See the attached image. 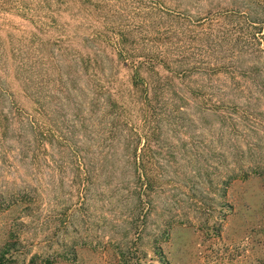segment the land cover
Returning a JSON list of instances; mask_svg holds the SVG:
<instances>
[{"label": "rangeland", "instance_id": "rangeland-1", "mask_svg": "<svg viewBox=\"0 0 264 264\" xmlns=\"http://www.w3.org/2000/svg\"><path fill=\"white\" fill-rule=\"evenodd\" d=\"M182 1L161 4L181 12ZM145 4L150 5L141 0H0V123L6 115L18 127L28 114L43 121L59 110L64 96L77 88L71 79L80 57L100 62L82 73L80 86L92 74L119 100H129L136 71L148 82L150 71L124 63L96 35L106 32L113 23L107 15L119 7L118 21L139 39L135 28L143 23ZM156 70L168 75L161 65ZM200 79L181 83L191 99L200 97L191 95ZM198 101L182 105L183 128L172 120L162 123L166 145L144 165L156 183L143 198L131 192L144 186L112 183L103 171L94 183L80 184L71 163L51 164V156L59 159V154L49 142L41 146L37 161L27 158L23 164L17 151L22 144L10 132L0 141V189L10 190L8 201L21 192L33 205L0 214V249L12 233L21 240L16 249L23 251L17 264H264V115L246 119L240 133L228 134L225 125L204 116L208 113ZM174 108L169 106V112ZM228 108L226 113L239 115L235 111L240 109ZM257 109L264 112V106ZM42 111L49 113L42 116ZM133 121L143 125L139 117ZM254 127L258 130L252 132ZM75 140L87 144L81 133ZM242 154L252 163L237 164ZM64 160L70 161V155ZM251 169L258 175L243 179Z\"/></svg>", "mask_w": 264, "mask_h": 264}, {"label": "trees", "instance_id": "trees-1", "mask_svg": "<svg viewBox=\"0 0 264 264\" xmlns=\"http://www.w3.org/2000/svg\"><path fill=\"white\" fill-rule=\"evenodd\" d=\"M145 1L150 5L143 6L146 11L143 23L135 28L141 32L139 39L134 37L131 27L120 21L119 7L107 15L113 23L106 25V32L96 36L113 46L124 63L135 69L146 66L150 81L142 79L137 70L130 99L119 100L111 87H106L95 75L91 74V80H85L80 86L82 73L100 65L97 58L80 57L75 64L77 75L71 79L77 88L64 96L66 103L59 110L50 111L52 115L43 121L28 114L18 127L6 115L2 118L0 141L7 140L10 132L20 140L22 148L17 150L20 157L16 158L19 162L25 164L27 158L37 161L41 146L49 142L60 159L51 156V164L61 168L71 163L80 184L94 183L97 172L103 171L112 183L144 186V191L131 192L132 196L143 198L149 194L147 189L151 190L156 183V177L144 165L153 162L166 145L162 123L172 120L176 127L183 128L182 105L199 100L197 105H202L201 111L208 113L204 116L225 125L228 134L240 133L246 119L264 115L257 109L264 106V0H184L185 9L181 12L166 9L162 0H141L142 4ZM95 4L102 9L109 8L99 2ZM147 23L152 30H147ZM156 65H161L168 75L161 76ZM193 76L202 80L197 92L191 94L200 96L196 99H191L181 85ZM169 106L175 107L172 112ZM229 106L240 109L235 111L239 114L236 118L224 111ZM47 113L42 111L40 115ZM138 117L143 119L142 126L133 121ZM255 130L258 128L251 131ZM79 133L85 136L86 145L75 140ZM246 144L249 146L250 142ZM66 154L70 155V161H61ZM236 162L243 166L252 163L243 154L237 156ZM251 175L257 176V170H247L242 178ZM6 193L10 194V190L0 189V214L19 208L27 210L33 205L32 200H27L29 196H19L21 192L10 201ZM19 244L21 240L10 233L0 249V264H17V255L23 254L22 249L15 247ZM46 264H51L50 260Z\"/></svg>", "mask_w": 264, "mask_h": 264}]
</instances>
